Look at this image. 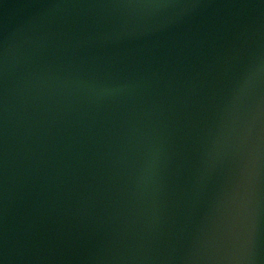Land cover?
Masks as SVG:
<instances>
[{"label": "water", "instance_id": "95a60500", "mask_svg": "<svg viewBox=\"0 0 264 264\" xmlns=\"http://www.w3.org/2000/svg\"><path fill=\"white\" fill-rule=\"evenodd\" d=\"M0 264H264V0H0Z\"/></svg>", "mask_w": 264, "mask_h": 264}]
</instances>
